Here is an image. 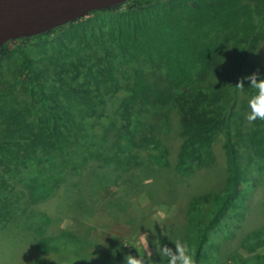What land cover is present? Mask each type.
Returning a JSON list of instances; mask_svg holds the SVG:
<instances>
[{"label":"trees","instance_id":"1","mask_svg":"<svg viewBox=\"0 0 264 264\" xmlns=\"http://www.w3.org/2000/svg\"><path fill=\"white\" fill-rule=\"evenodd\" d=\"M256 57L261 64L254 62ZM253 73L264 78V0H127L50 32L9 41L0 47V230L19 232L18 224L21 232L33 230L43 264L46 257L63 253L54 245L55 235H48L51 214L62 216L69 209L77 214L71 226L76 229L88 207L114 217L119 207H129L115 198L118 192L146 191L148 202L139 207H169V222L157 224L147 215L143 221L153 232L165 225L172 241L167 256L176 254L177 243L186 244L185 255L193 264H205L201 257L211 228H219L229 210L247 200L248 170L240 147L264 159V121L245 119L254 94L246 77ZM172 111L183 138L175 170L186 177L183 184L170 180L172 194L178 193L174 181L185 190L189 176L204 168L214 171L208 167H214L213 147L220 135L226 155L219 189L192 196L180 210L165 201L166 189L161 195L145 189L143 182L141 187L130 184L137 173L139 182L154 175L155 163L169 165L163 136L170 132ZM90 161L110 165L105 171L94 165L84 177L96 171L109 174L94 191L98 198L81 195L82 189L73 200L65 199L68 193L58 195L55 190L67 167ZM134 169L138 171L132 173ZM257 182L263 184V179ZM100 192L107 203L97 207ZM55 196L58 202L51 200ZM77 198L81 203L68 207ZM109 204L110 214L102 209ZM74 233L67 231L62 239ZM6 235L9 242L15 238L10 230ZM252 243L249 252L263 246L264 239ZM117 245L109 252L120 264L124 252H113ZM92 248L103 256L98 264L109 260L102 246ZM229 257L238 264H264V251Z\"/></svg>","mask_w":264,"mask_h":264},{"label":"rangeland","instance_id":"2","mask_svg":"<svg viewBox=\"0 0 264 264\" xmlns=\"http://www.w3.org/2000/svg\"><path fill=\"white\" fill-rule=\"evenodd\" d=\"M254 62L256 64H261L262 59L256 57ZM114 100H116L115 96L108 102V111L110 112L115 109L112 103ZM177 119V113L172 111L169 117V125H171L170 132L163 136L164 140L162 139L163 144L167 147L166 153L168 155L167 160L169 165L155 163L154 175L148 173L145 176L147 179L139 182L137 173L132 177L130 184L134 187H141V183L143 182L145 189H150L152 192L160 191L161 195L163 190L166 189L168 193L165 195L167 196L165 201L170 204L171 207L174 206L177 210H180L181 208L187 207L192 196L201 194V192L207 191V193H209L212 190L219 189L217 185L221 184L222 179L225 178L222 174L225 172L223 169L225 167L226 155L223 147L224 136L220 135L216 142H214L213 147L215 157L214 167H208L215 172L205 168L200 171L198 170V173L189 176L191 179L185 184V190H182L180 183L174 181L178 193L172 194V188L169 186L170 180L175 178L178 181L180 180L183 184V181L186 179V177L181 176L180 173H177L175 170L176 163L178 162L177 153L180 152L183 141V138L180 136L181 126L177 123ZM102 120L107 119L104 117ZM243 131H245V129H243ZM233 132L236 133V130H233ZM240 149V159L248 170V182L245 183V186H247L246 191L248 192L247 200L243 206L229 210L228 215L221 220V226L219 228H216V230L215 227L211 228V237L206 242L201 257V260L204 261L202 263L205 264H238L233 257H229L232 253L238 252L244 256H249L264 251V245L250 252L247 246L252 245V242L258 237L264 239V226H262L264 225V159L259 156V152L249 147L242 145ZM146 154L145 152L144 155L146 156ZM94 165L97 167L99 166V169H102H100V171H105L106 167L110 166L102 161H90L85 166L83 164L77 166L70 164V166L67 167L68 170L64 175V180L60 181L57 185L55 190L56 193H58V195L68 193L65 196V199L68 201L73 200V195L78 189L79 191L82 189L81 195L87 193L93 197V200L98 198L97 193L94 191L102 187V184L105 179L108 178L109 174L102 175L101 172L94 171L95 173L88 176L89 180L87 178L84 179ZM222 166L223 169L221 170ZM135 171L137 172L138 170L134 169L132 173ZM170 174L174 176L167 178ZM61 176V173L57 174V177ZM258 177L263 179V184L257 182ZM16 180L19 182L18 179ZM112 184H114V182ZM20 185L24 187L23 183H20ZM111 187L112 186H110L109 190L114 191ZM125 189L127 188L125 187ZM18 192L20 193L19 190ZM125 192L126 190L122 189L115 195V198L120 201L119 203L127 201L128 208L119 207L118 214L113 217L112 207H109L111 203L108 207H102L105 213H112L110 215L101 214L100 210L94 214L90 212L93 211L91 207H88L85 211L87 216L79 218L78 224L75 226L76 229L71 226L77 214L69 209L62 213V216H54L50 213L52 220L48 225V235H55L56 240L54 245L57 248H62L63 253L61 256L63 257L59 254L51 258L46 257L47 259L43 260V264L45 262L48 263V260L54 262V264H98L99 262L96 261L97 258L99 256L102 258L103 256L98 254V252L96 253L92 248L94 245L102 246L109 256V260L106 262L103 261L102 264H116L109 252L111 245L113 246L116 243L118 245L115 246L113 252L122 251L124 252V256L127 254L133 256L142 254L141 257L144 258L146 264H168L169 256L167 255L172 251L170 250L172 241L169 240V234L163 229L165 225H158L157 227L160 228V231L153 232V230L148 229L146 223L143 221L147 217H152L153 222L157 224L158 222L159 224H163L165 221L169 222L168 219L172 218L169 214V207L157 206V209H149L147 207H151L150 204H146L147 207H139L146 203L147 192L143 191L144 195H134V193L126 195ZM105 196L107 195H103V192H100L101 200L97 207L100 206V203H102V205L107 203L106 200L103 201ZM51 200L58 202L59 197L55 196L51 198ZM80 203V199L75 202L71 201L68 207H77L74 204L78 205ZM87 203L89 202H86V204ZM210 204V202L207 203L206 207H210ZM46 207H50V205ZM52 207L51 204V210L53 209ZM160 211L164 212L163 217L158 215ZM207 218H211V215H207ZM177 220H180L179 216H177ZM171 221L175 223L172 219ZM17 228L19 232L11 227L2 231L0 230V264H31L34 261H37L38 264H42V253L35 248L37 242L33 239L35 236L34 231L28 229L21 232L19 224ZM7 230H10L17 239L12 238L11 242H9L6 235ZM67 231L75 233L73 236L67 237V240L62 239L63 233ZM129 233H131V236ZM152 233L154 234V238L151 236ZM254 235H256V237H253ZM87 236H89L90 241H87ZM183 236L184 235H181L180 238ZM81 237H83L87 243H83L81 239H79ZM119 237L122 238L120 239ZM249 237L250 239H248ZM16 240L18 241L17 243ZM93 240L99 242H91ZM81 248H83L82 252H80ZM120 264H124V260Z\"/></svg>","mask_w":264,"mask_h":264},{"label":"water","instance_id":"3","mask_svg":"<svg viewBox=\"0 0 264 264\" xmlns=\"http://www.w3.org/2000/svg\"><path fill=\"white\" fill-rule=\"evenodd\" d=\"M127 0H0V47L34 37Z\"/></svg>","mask_w":264,"mask_h":264},{"label":"clouds","instance_id":"4","mask_svg":"<svg viewBox=\"0 0 264 264\" xmlns=\"http://www.w3.org/2000/svg\"><path fill=\"white\" fill-rule=\"evenodd\" d=\"M249 80V86L254 89V94H252L247 101V112L245 119L248 122L255 121L257 119L264 121V78L257 79L256 73L251 74L246 77ZM163 217L164 212L160 211L158 213ZM177 251L175 255L168 257V264H193L190 256L185 255V249L187 245H181L177 243ZM124 264H144V258L139 255L127 254L124 256Z\"/></svg>","mask_w":264,"mask_h":264}]
</instances>
